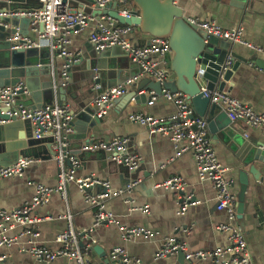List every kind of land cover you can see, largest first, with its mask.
I'll return each instance as SVG.
<instances>
[{"label": "crops", "instance_id": "obj_1", "mask_svg": "<svg viewBox=\"0 0 264 264\" xmlns=\"http://www.w3.org/2000/svg\"><path fill=\"white\" fill-rule=\"evenodd\" d=\"M4 1V0H2ZM240 1V2H239ZM241 8L238 5H244ZM188 19H201L215 22L223 28L243 26L245 37L264 48V0H175ZM26 5V6H25ZM39 6V0H23L21 3L10 5L11 8H35ZM129 8H135V3L129 0ZM19 25V23L17 24ZM24 31L26 25H19ZM12 30V28H11ZM90 30L73 31L70 34V50L81 55V62L72 66L70 82L65 87L66 100L62 101L58 94L55 102L68 103L76 113V131L72 138L71 152L80 159L77 175L84 177L94 175L101 181L109 182L111 191H118L132 181L135 173L129 168L123 170L108 153L83 152L87 139L93 141H111L115 137H126L129 140L128 152L137 154L141 158L138 169V179L141 180L134 191L126 198L110 196L106 200V208L115 218L116 223H108L95 227L94 217L96 207L87 202L84 193L75 184L68 187V200L63 201L59 195L53 196L51 203L39 207L35 216L52 217L40 224L31 226L17 225L5 232L0 229V241L3 237L18 240L12 245L0 246V257H6V264H67L65 258H58L53 262H39L29 249L31 246H49L56 248V237L63 232L67 225V219L59 217L71 214L73 225L77 232L81 233V247L89 249L90 260L104 263V259L110 257L115 248L123 249L127 255L141 260V264H184L180 262L179 255H173L164 259H157L156 255L168 238H175L180 243H185L188 251L209 250L218 247H227L230 244L227 234L217 230L218 225L228 222L225 211L217 209L216 190L209 182H201L198 178L197 165L192 153L176 156L171 141L161 134L151 133L146 126L129 120L131 113H143L154 117L170 118L176 113L174 103L159 97L153 103H142V100L117 99L109 112L100 118L99 122L90 121L87 117H77L82 113L83 105L95 107L93 101L98 95L97 89H93L94 67L99 68L97 74L101 79V89L115 87L125 83L140 72L137 63L132 62L127 54L120 48L112 49L108 57L102 59L89 43ZM152 37L143 33L139 27H134L131 39L138 45H144ZM232 51L242 57L240 64L226 84L225 91L241 102L253 107L256 111L264 113V56L253 50L238 44H234ZM48 50H40L39 56L32 58L38 64L49 63L54 71H62L66 60L56 57H46ZM173 58L170 56V66ZM46 61V62H44ZM263 66H262V65ZM170 69L169 79L175 75ZM148 77H144L132 85L129 90L138 89L139 83ZM152 79V78H149ZM168 79V80H169ZM23 79L22 81H25ZM153 80V79H152ZM36 86L35 94L31 92L22 97V101L32 106L44 105L52 98L50 89L44 86V82H50L51 76L46 71L39 74V78H31ZM140 95H149L150 91L145 87ZM240 125L246 130L247 139L261 142L264 145V135L244 123ZM23 129L13 131L14 135L23 132ZM219 160L229 171L228 176L235 182L233 192L237 196L241 191L240 170L249 174V188L246 192L245 208L243 216L236 220L237 226L243 232L252 264H264V181L260 182L250 173L251 165L246 166L241 157L231 148V145L217 139H212ZM6 145L0 144V161L14 163L19 158V144L9 141ZM9 144V145H7ZM45 146V145H43ZM264 147V146H263ZM17 149V151H16ZM40 162L30 166L23 178H7L0 182V208L11 210L30 202L35 195V185L43 183L47 186L57 185L58 166L54 155L46 147L39 152ZM261 177L264 178V163L255 161L252 163ZM66 167H70L66 164ZM181 176L187 182L184 195L193 194L202 203L190 207L186 212H181V192L166 190L161 183L168 179ZM89 195H98L105 190L91 187ZM149 206V214H144L134 207ZM140 227L154 232L152 237L136 236L125 237L124 229ZM30 234L19 237L24 232ZM38 234V236H35ZM93 239V242H90ZM98 245L105 252L101 257L95 250ZM185 264H189L185 260ZM195 264H213L211 261H197Z\"/></svg>", "mask_w": 264, "mask_h": 264}, {"label": "built area", "instance_id": "obj_2", "mask_svg": "<svg viewBox=\"0 0 264 264\" xmlns=\"http://www.w3.org/2000/svg\"><path fill=\"white\" fill-rule=\"evenodd\" d=\"M40 6L35 8H4L0 9V27L15 30L9 41L17 42L12 49L48 50L51 60L56 57L65 59L62 67L63 86L70 82V69L74 64L81 62V55L70 50L73 31L90 30L89 43L98 53L111 50L114 47L122 49L132 62L140 67V72L128 79L122 85L107 88L96 96L93 105L98 107V117L108 114L113 103L127 94L129 88L144 77L152 78L164 84L170 76V56L172 49L168 39L151 38L144 45H138L131 39L134 27L121 24L117 19L107 14H94L87 12L104 11L113 4H117L116 11L126 18L132 17L135 8H129V0H39ZM14 18L29 19V33L25 35L19 25H13ZM194 25L213 35L233 44L245 46L257 54L264 56V48L254 44L245 37L243 26L223 28L213 21L189 19ZM231 65V63H228ZM98 68L94 69L93 89H101L97 80ZM204 71L199 69L198 75L202 77ZM153 94L152 91H150ZM30 94L26 83L21 81L16 85L0 87V125H5L14 119L29 120L34 127L36 139H52L54 159L58 166L57 185L47 186L43 183L35 185V195L30 202L11 210L0 208V229L5 232L17 225L31 226L52 219V217L35 216L34 212L42 206L51 203L53 196L59 195L65 202L68 200V187L75 184L84 193L87 202L96 207L94 226L105 222L116 223L111 212L106 208V200L110 196L128 197L140 184V179L130 181L118 191H111L109 182L101 181L94 175L79 177L77 169L80 159L72 155L71 143L75 133L74 121L76 113L68 103L55 102L52 106L33 109L22 101L23 96ZM213 103L220 105L236 122L244 123L247 127L259 130L264 135V113L256 111L253 107L234 98L227 91L215 90L207 94ZM174 103L176 113L170 118L154 117L143 113H131L129 120L146 126L151 133H158L167 137L174 146L176 156L192 153L196 165L198 178L201 182H209L216 190L217 209L225 211L228 222L218 225L217 230L227 234L230 244L227 247H218L213 251L197 250L188 251L185 243H180L175 238H168L158 251L156 258L164 259L183 251L185 260L189 264L197 261H211L213 264H252L246 239L241 229L237 226L238 198L233 192L234 180L229 178V169L219 160L213 142L209 137L208 123L205 119L195 117L194 109L183 92L173 93L163 89L161 96ZM159 97L153 96V103ZM7 116L8 119H5ZM247 136V135H246ZM129 140L126 137H115L111 141H97L82 147L83 152H97L118 154L111 157L116 163L124 164L131 171L136 172L141 164V158L128 152ZM35 158H19L10 165H0V182L7 178H23L27 169L39 163ZM70 167H66V164ZM100 185L104 193L98 195L87 194V189ZM162 188L181 192L184 195L187 182L181 176H175L161 183ZM130 202L128 198L125 200ZM202 202L193 194L184 195L181 199V212H186L190 207L198 206ZM144 214H149V206L134 207ZM67 219L66 229L57 235L56 248L49 246H31L29 252L39 262H53L58 258H65L67 264H105L90 260L89 249L81 247V233L73 225V216L59 217ZM125 237L145 236L152 237L154 232L150 229L130 227L124 230ZM30 234L22 232L19 237ZM38 236V234H35ZM17 237H3L0 246L12 245ZM108 264H141V260L133 258L120 248H115L110 254ZM0 264H6V257H0Z\"/></svg>", "mask_w": 264, "mask_h": 264}, {"label": "water", "instance_id": "obj_3", "mask_svg": "<svg viewBox=\"0 0 264 264\" xmlns=\"http://www.w3.org/2000/svg\"><path fill=\"white\" fill-rule=\"evenodd\" d=\"M22 1L23 0H0V9L11 8L9 7L10 5L14 6V4L21 3ZM132 1L135 3L138 10L132 11L131 18H126L119 14L116 11L118 8L117 4H113L109 9L104 11H91L89 7L86 11L93 12L97 15L107 14L117 19L121 24L139 27L143 33L152 38L168 39L173 51L170 67L175 76L164 84L147 78L139 83L137 90L125 94L120 97L119 100L134 99L136 101L142 100V103H147L150 102L153 96L161 97L164 88L173 93L183 92L187 95L194 109L195 117L207 121L209 137L214 140L219 139L231 145V148H234L233 150L241 157L243 163L246 166L251 165L250 173L254 175L255 179L263 182L264 178L261 177L259 171L252 165L255 161L264 163L263 143L247 139L245 137L246 130L240 125V122L233 121L227 112L220 105L213 103L207 95L209 92L215 90L224 91L227 82L230 81L233 73L238 68L240 59H243L232 51L234 44L227 40L209 35L205 30L192 24L186 17L183 9L175 3V0ZM242 3H244V5L238 6L244 8L245 2L241 1V4ZM11 22L13 25H17L18 23L19 25H26V29H24L23 33L28 35L29 19L14 18ZM14 32L15 30L0 27V87L13 86L23 79H26V85L31 95H34L36 86L30 79L39 78V74L42 71H46V73L51 76V81L44 82V86L51 91V101L44 105L35 104L30 107L37 109L52 106L58 94H61V100L65 101L67 90L62 83V72H53L52 66L48 62L38 64L36 61L32 60V58L39 56L40 51L36 49H12V46L17 44V42L9 41V38ZM111 50L101 53L96 52V54L100 55L102 59H105L111 53ZM47 54L46 57L51 56L49 51ZM229 62L231 65L228 64ZM94 68H96V66ZM199 69L204 71L202 77L198 75ZM97 83H101L100 77ZM145 87H147L149 91H152L153 94L140 95L139 93ZM104 90L103 88L100 89L98 94ZM82 107V113L77 117H87L90 121L95 122L100 121V118L97 117L98 107H88L87 105H83ZM4 118L8 119L7 116H4ZM75 126L76 124L74 121V127ZM19 129H23V132L14 135L13 131L16 132V130ZM74 135L75 133L72 138ZM9 141H15L20 145L19 148H17L19 157L37 158L43 147H46L55 155V152L52 150V139H36L34 136V127L29 120L14 119L5 125H0V144L6 145L5 143ZM92 142H94L92 139H87L86 141L87 144ZM97 152L104 153L103 151ZM117 154V152L108 153L110 157ZM10 164L12 163L0 161V165L3 166ZM119 167L123 170L127 169L124 164H119ZM239 172L241 191L238 196L237 219L243 216L246 192L249 188V174L242 169ZM137 178L138 170L132 175L131 180ZM129 182L130 181L126 184ZM96 187L102 188L100 185ZM87 191L89 192L91 189L89 188ZM90 242H93V239H90ZM92 250H95L101 257H105V252L98 245H94ZM178 255L180 262L185 264L186 254L183 251H179ZM109 262V257L104 259L105 264Z\"/></svg>", "mask_w": 264, "mask_h": 264}, {"label": "rangeland", "instance_id": "obj_4", "mask_svg": "<svg viewBox=\"0 0 264 264\" xmlns=\"http://www.w3.org/2000/svg\"><path fill=\"white\" fill-rule=\"evenodd\" d=\"M199 29V28H198ZM200 30V29H199ZM33 60V59H32ZM34 61H35V59H34Z\"/></svg>", "mask_w": 264, "mask_h": 264}]
</instances>
